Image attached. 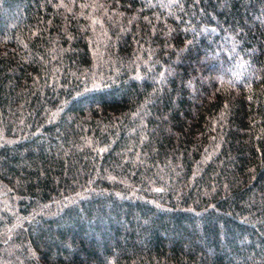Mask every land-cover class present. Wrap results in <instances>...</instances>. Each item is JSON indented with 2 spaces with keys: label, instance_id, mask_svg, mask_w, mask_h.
Instances as JSON below:
<instances>
[{
  "label": "trees",
  "instance_id": "16d2710c",
  "mask_svg": "<svg viewBox=\"0 0 264 264\" xmlns=\"http://www.w3.org/2000/svg\"><path fill=\"white\" fill-rule=\"evenodd\" d=\"M0 264H264V0H0Z\"/></svg>",
  "mask_w": 264,
  "mask_h": 264
}]
</instances>
